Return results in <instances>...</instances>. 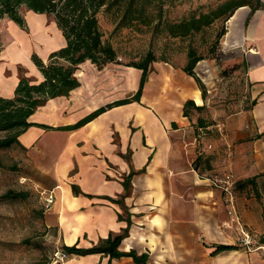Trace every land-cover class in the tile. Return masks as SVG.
<instances>
[{
	"label": "crops",
	"instance_id": "crops-1",
	"mask_svg": "<svg viewBox=\"0 0 264 264\" xmlns=\"http://www.w3.org/2000/svg\"><path fill=\"white\" fill-rule=\"evenodd\" d=\"M250 13L249 6L235 12L225 41L228 47L242 50L253 104L228 121L221 144H209L211 170L194 168L197 139L183 115L186 101L204 104L202 91L193 77L171 65L159 77L171 76L179 88L176 111L162 103H146V85L141 103L115 106L77 130L33 126L20 137L22 145L32 149H42L46 135L60 138L46 151L57 145L51 159L56 162L53 176L68 177L62 192L58 186L52 191L57 197L54 218L62 226L65 245L92 247L111 233L120 234L128 227L129 218V234L119 249L147 253V264H264V7L248 21ZM23 14L25 28L9 18L0 22V31L3 25L11 26L15 36L0 49V94L5 97L13 96L21 68L34 81L43 79L32 60L34 47L46 60L65 44L52 16L27 10ZM77 76L81 83L78 88L40 107L37 112L42 121L37 112L30 121L55 128L75 124L103 106L133 96L142 71L124 64H109L99 70L89 61ZM160 93L159 89L155 95ZM226 171L237 181L238 215L256 249H247L240 242L241 232L236 224L229 223L222 191L211 184L210 176ZM132 172L130 193L123 198L124 181ZM72 184L79 185L84 195L75 196ZM221 245L235 249L216 252ZM68 264L137 263L131 257L110 260L109 256L92 254L73 256Z\"/></svg>",
	"mask_w": 264,
	"mask_h": 264
},
{
	"label": "rangeland",
	"instance_id": "rangeland-1",
	"mask_svg": "<svg viewBox=\"0 0 264 264\" xmlns=\"http://www.w3.org/2000/svg\"><path fill=\"white\" fill-rule=\"evenodd\" d=\"M224 1L226 0H179L166 6L164 19L177 22L193 14L207 12ZM256 1L253 0V3ZM99 21L105 39L112 43L119 54L117 62L112 64L125 65L131 60H139L149 51L169 62L159 60L151 64L146 84V103H162L168 109L176 111L179 102L176 94L179 88L174 85L170 75L160 80V73L169 69L168 65L175 69L183 68L190 46L205 58L195 68L196 75L205 87V108L201 111L191 110L188 118L191 133L197 139V153L203 157L201 170L205 172V164L208 157H211L207 153L209 144H221L228 121L247 112L253 104L242 50L236 46L228 47L225 36L217 40L218 33L228 27L229 20H218L201 33L187 38H172L165 33H156L153 25L140 26L139 29H116L114 12L107 13L104 9L99 14ZM27 22L32 27L31 16L27 17ZM0 32V37L5 39H0L2 49L8 39L15 36L11 26L7 28L3 25ZM23 44L27 46L26 41ZM34 52H38L37 47H34ZM40 53L44 54L43 51ZM135 85L137 89V82ZM159 89L161 95H155ZM36 115L42 121V115L38 112ZM58 141L60 138L46 135L41 142L42 149L16 145L0 150V264H68V260L61 261L57 257V252L63 249L66 242L62 226L54 218L53 205L57 200L55 193L54 203L46 202L48 195L57 186L62 192L61 188H65L68 181V177L56 179L53 176L56 162L51 159L55 155L54 150H58L57 145L48 153L46 151L48 145ZM75 170L76 168L73 171ZM9 191L17 193L18 197H6ZM67 243H71L69 238Z\"/></svg>",
	"mask_w": 264,
	"mask_h": 264
},
{
	"label": "trees",
	"instance_id": "trees-1",
	"mask_svg": "<svg viewBox=\"0 0 264 264\" xmlns=\"http://www.w3.org/2000/svg\"><path fill=\"white\" fill-rule=\"evenodd\" d=\"M177 1L179 0H0V22L4 18H9L25 28L26 19L23 14L25 10L47 14L53 17L65 40L64 46L53 51L46 60L37 53H33L32 60L43 75L41 81L30 79L21 68L20 80L13 96L5 97L0 94V150L16 145L26 148L22 145L20 137L33 126L45 130H77L115 106L132 102L141 103L151 72V64L159 60L169 63L165 58L159 59L153 51H149L139 60H131L125 64L142 71L138 89L133 96L103 106L72 125L55 128L30 121L37 110L45 106L48 101L66 96L80 86L77 73L83 64L90 61L102 70L107 65L117 62L118 51L105 39L99 21V14L103 9L107 13L114 12L117 19L116 29L122 27L139 29L140 26L153 25L156 33H165L172 38H187L201 33L218 20L227 22L241 7L251 8L248 21L256 10L264 7L262 0H257L255 4L253 0H226L207 12L193 14L177 22L165 20L166 6L173 5ZM226 32L227 28L224 27L218 33L217 40L225 36ZM204 59L194 47L190 46L186 65L182 68L187 75L195 79L202 91L203 99L205 87L196 75L195 68ZM203 108L205 104L199 106L195 101L188 100L184 104L183 115L190 118L191 110L201 111ZM199 122L203 124L201 119ZM172 126L176 127L177 124L174 122ZM202 160V155H198L194 161V168L201 172ZM211 169V161L208 158L205 170ZM134 174L132 172L124 181L126 192L123 198L130 193L131 179ZM72 190L75 196L84 195L77 184H72ZM5 196L16 198L18 194L9 191ZM86 196L93 197L90 194ZM107 198L123 203V200ZM119 217L122 218L121 215ZM128 224L130 225L129 218ZM129 225L120 234L111 233L92 247H80L76 243L72 246L64 245L62 251L68 255V259L73 256L103 254L109 256L110 260L131 257L137 264H147L149 256L147 253L139 255L135 250L125 252L119 249L122 241L129 234ZM231 249H235V246L221 245L217 247L216 252Z\"/></svg>",
	"mask_w": 264,
	"mask_h": 264
},
{
	"label": "built area",
	"instance_id": "built-area-1",
	"mask_svg": "<svg viewBox=\"0 0 264 264\" xmlns=\"http://www.w3.org/2000/svg\"><path fill=\"white\" fill-rule=\"evenodd\" d=\"M210 181L212 186L220 189L223 194V201L225 210L230 217V224H236L238 226V230L241 232L242 238L240 242L247 248V249H256L253 248L254 240L252 235L246 228L242 225L238 211H237V195H236V184L237 181L235 176L232 172L226 171L221 173H215L210 176ZM55 201L53 192L46 198V202L48 204H53ZM228 223V222H227ZM226 224V223H225ZM228 227H231L227 224ZM260 248V247H259ZM264 250V247H262ZM57 257L61 260H68V255L64 251H58Z\"/></svg>",
	"mask_w": 264,
	"mask_h": 264
}]
</instances>
